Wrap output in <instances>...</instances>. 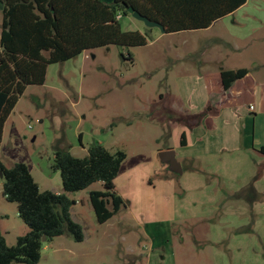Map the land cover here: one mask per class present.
Returning <instances> with one entry per match:
<instances>
[{"label": "rangeland", "instance_id": "rangeland-1", "mask_svg": "<svg viewBox=\"0 0 264 264\" xmlns=\"http://www.w3.org/2000/svg\"><path fill=\"white\" fill-rule=\"evenodd\" d=\"M249 4L264 20V0ZM121 25L125 32H147L151 44L100 47L50 65L45 85L29 87L5 125L0 160L7 167L25 163L41 191L63 192L61 173L52 168L58 149L84 158L100 143L127 155L115 181L126 206L100 224L90 192L103 191V184L70 194L77 202L72 217L82 225L85 240L78 243L65 235L45 243L39 264H264V198L250 206L238 195L257 176L263 156L247 150L199 155L203 128L193 126L196 119L173 131L170 112L161 111L171 105L188 107L194 116L206 111L203 87H180L176 80L188 77L154 73L150 67L153 59H164L165 48L184 52L193 34L154 41L159 28H148L132 15L124 16ZM194 35L212 41L208 34ZM216 123L215 130L204 127L208 139H214L210 148H217L215 138L225 134ZM183 131L192 137L188 148L180 146ZM168 146L177 148L184 174L159 162L158 150ZM254 186L264 194V176ZM28 232L18 205L3 196L1 181L0 233L14 246Z\"/></svg>", "mask_w": 264, "mask_h": 264}, {"label": "trees", "instance_id": "trees-1", "mask_svg": "<svg viewBox=\"0 0 264 264\" xmlns=\"http://www.w3.org/2000/svg\"><path fill=\"white\" fill-rule=\"evenodd\" d=\"M248 0H0L3 15L0 35V144L5 124L30 86H44L50 65L65 63L83 53L111 45L144 47L150 43L147 32H125L121 25L133 7L153 22L163 25L166 34L205 30L247 3ZM122 15L121 19L118 16ZM248 69L227 70L221 74L224 89L244 79ZM213 108L209 105L199 116L202 120ZM208 113V114H207ZM193 117L180 116L187 123ZM199 120V119H198ZM199 120V122H200ZM82 139V137H80ZM181 146H187L183 133ZM258 153L264 156V146ZM127 155L112 153L100 143L93 144L88 156L75 157L69 150L58 149L53 170L60 172L63 192L41 191L29 167L15 163L7 167L0 160L3 196L16 203L20 218L29 232L10 246L0 233V264H39L45 243L69 235L76 242L85 240L82 225L74 221L72 208L77 202L70 194L88 190L102 183L103 191H91L90 201L100 224H105L126 206L116 179ZM264 176L259 166L254 180L239 192L250 206L262 201L254 184ZM247 193V195L245 194ZM251 195V197H250ZM44 239H46L44 241Z\"/></svg>", "mask_w": 264, "mask_h": 264}, {"label": "crops", "instance_id": "crops-1", "mask_svg": "<svg viewBox=\"0 0 264 264\" xmlns=\"http://www.w3.org/2000/svg\"><path fill=\"white\" fill-rule=\"evenodd\" d=\"M249 2L251 0H248L246 4L232 14L215 21L212 26L205 30L184 31L173 34H166L162 31L154 33L156 35L154 41L163 40V38L170 35L193 34L184 42L187 44L184 52L180 50L179 53V49L176 48L178 53H172V48H165L164 59H161V61L160 58L153 59L150 67L154 73L188 77L185 80L183 78L176 80L180 87H203L207 99L206 107L211 105L213 110L200 122L196 120V123L192 124L198 127L197 130L203 128L197 141L202 151L198 153L199 155L215 153L214 156H221L244 150L258 153L259 148L264 146V52H262L264 49V20L254 15L251 9H248L250 7ZM225 20L228 21L225 24L222 23V25L221 22H225ZM2 22L3 15L0 11V35ZM200 32L206 34V36H211L212 41L210 44L206 42L208 39L203 40L205 37L200 38L194 35ZM244 59L249 60V65L243 66L242 60ZM131 60L134 61L133 58ZM239 69H248L249 74L244 79L235 82L226 91L221 79L222 72ZM182 99H184L183 96ZM250 107H254V109L251 110ZM161 111L170 112L169 126L173 131L175 126L187 125L178 120H171L175 113L181 112V114L183 113L181 116L184 117L194 116L188 107L183 105L178 110L177 106L171 105L170 109L163 108ZM214 112L215 114H213ZM202 113L204 112L202 111L200 114ZM216 122L225 128V134L219 141L218 137L215 138L220 144L217 148H210L209 145L214 139L212 137L208 139L204 127L207 128V131L215 130ZM229 125H234L235 130L230 131ZM185 133L187 137L186 148H188L192 137L188 135L187 131ZM167 150H174L178 160V151L174 146H168L158 151L160 153ZM190 158L196 159L195 157ZM159 162H161L160 158ZM160 167L162 168V165ZM171 182L169 178L168 183ZM55 193L59 194L61 192L57 191Z\"/></svg>", "mask_w": 264, "mask_h": 264}, {"label": "water", "instance_id": "water-1", "mask_svg": "<svg viewBox=\"0 0 264 264\" xmlns=\"http://www.w3.org/2000/svg\"><path fill=\"white\" fill-rule=\"evenodd\" d=\"M107 4H112L115 0H102ZM128 12L136 20L142 21L148 28H159L163 33L165 29L163 25L157 22H153L147 17L143 16L140 12L136 11L133 7H129ZM159 158L164 165H168L169 171L175 174H183L182 164L177 160L176 152L174 150L162 151L159 154ZM46 239H44L45 241Z\"/></svg>", "mask_w": 264, "mask_h": 264}, {"label": "built area", "instance_id": "built-area-1", "mask_svg": "<svg viewBox=\"0 0 264 264\" xmlns=\"http://www.w3.org/2000/svg\"><path fill=\"white\" fill-rule=\"evenodd\" d=\"M121 18H122V15H119V16H118V19H121ZM250 109L253 110L254 107H250Z\"/></svg>", "mask_w": 264, "mask_h": 264}]
</instances>
